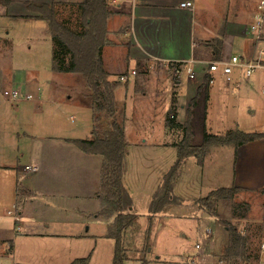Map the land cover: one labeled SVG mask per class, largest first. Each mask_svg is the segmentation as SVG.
<instances>
[{"label":"crops","instance_id":"1","mask_svg":"<svg viewBox=\"0 0 264 264\" xmlns=\"http://www.w3.org/2000/svg\"><path fill=\"white\" fill-rule=\"evenodd\" d=\"M84 1L9 0L5 2L0 0V18L6 16L19 19L31 24L30 28L38 29L39 34H42L33 40V45L26 47L28 52L32 50H35V54L36 51L39 52L35 73H55L62 76L74 74L55 71L54 42L49 35L47 23L38 19V12H32L30 6H54L60 22L74 31H80L82 11L79 5ZM221 1L107 0V10L111 13L107 30L108 24L114 23L113 33L121 34L127 42L124 45L117 44L113 37H108L109 44L102 51L106 72L109 76L116 74L113 60L108 62L112 69L109 71L103 59L105 52L109 49L124 48L126 62L129 64L141 65L144 70H153L157 75L171 74L177 91L171 96L170 117L174 116V123L177 124L178 129H181V125L186 123L191 112L193 146H200L204 132L209 133L205 124L201 133H196L195 122L199 113L207 112L208 103H212L214 98L217 99L218 105H230L229 98H235L243 91L244 96L248 98L246 102V107H249L248 113L252 117L260 113L264 114V104L259 100L264 96V69L257 71L250 78L236 74L231 84H227L222 76L217 75L213 85H209L207 90L203 87V80L206 79L203 69L206 68L207 63L227 60L234 55L249 58L253 57L257 50L264 49V27L258 36L259 39L249 34V26L255 14V0L252 11L248 14V22L245 20L246 16L239 13L230 16L227 15L228 13L225 14ZM186 2L193 3L194 8H182L181 4ZM124 17L129 21L125 28L117 25V19ZM198 21L199 29H197ZM10 33L7 31L5 35H0V42H6ZM217 40H220L221 45ZM190 61L195 62L196 78L193 81L189 80L184 72L178 80L174 76L173 65L183 64L182 66L185 67ZM16 71L10 73L0 71V92L14 88V84L20 82L23 93L33 96L30 101H35L37 96L50 104L59 102L51 79L44 84L38 82L42 80L41 77L34 76L32 81V76H29L27 71L21 79L16 75ZM132 71L136 72L133 76L138 75L137 70ZM127 74L128 71L118 76L120 78ZM129 85L128 78L125 82L124 96L129 94ZM132 89L133 87L130 95ZM252 97L254 102L251 101ZM71 98L68 97V102L65 104L71 103ZM6 101L8 100L0 94V129L3 130L0 132V264H73L81 259H87L86 264H109L111 251L113 264L114 242L111 246L112 239L108 238V233L115 221L113 218L104 219L99 216L102 210L99 194L103 160L97 163L89 162L86 157L95 160L99 155L86 154L79 150L72 143L79 139L69 138L67 135L59 139L46 136V139L34 135L32 132L35 128L32 122H28L31 125H25L21 131L9 133L6 131V118L3 117L10 108ZM235 101L238 103L237 99ZM84 106H88L87 103H84ZM29 109L35 108L32 106ZM58 109L61 110L60 107ZM74 111L81 116L82 113L84 114L83 110ZM88 111L91 113L89 109ZM72 112L68 119L72 122L79 120L75 116L76 113ZM178 116L181 120L176 121ZM117 117L119 120L122 119L119 110ZM123 118L125 121L128 120L126 116ZM85 120L86 134L93 138L95 126L93 114H88ZM182 138L183 133L178 141L163 143V146H171L177 150L176 146ZM22 143H26V151L29 153L26 155L31 161L30 164L20 163L19 154L21 150H25V147L19 145ZM231 148L232 151L226 153L228 155L225 154L228 162L225 164L222 162V155L220 157L216 155L212 159L210 171L215 177L217 176L216 178L222 175L229 178L230 185L226 188H241L243 191L238 195L254 194L262 197V221L258 223L264 226V194L260 192L264 190V139L243 145L238 149ZM214 149L208 153L203 164L194 157V164L199 171L204 169L203 165L207 157L213 155ZM79 151L86 156L82 167L75 163V158L79 160L82 157ZM189 160L190 158H187L183 163L182 172ZM26 167L36 170L26 171ZM216 190L218 189L211 192ZM16 217L19 221H16ZM222 226L223 230L218 228V238L222 239V244L218 241L216 248L211 242L210 252H202L195 256L192 264H205L204 262H211V259L216 258L219 259L218 264H223L222 257L228 245V231L224 225ZM260 250L259 264H264V249Z\"/></svg>","mask_w":264,"mask_h":264},{"label":"rangeland","instance_id":"2","mask_svg":"<svg viewBox=\"0 0 264 264\" xmlns=\"http://www.w3.org/2000/svg\"><path fill=\"white\" fill-rule=\"evenodd\" d=\"M221 2L225 14L228 13L227 15L230 16L239 13L246 16L245 20L248 22V14L252 11L253 0H222ZM128 24L129 21L126 17L117 19V25L121 27L125 28ZM30 25L16 18L6 16L0 18V35H5L7 31L11 32L6 38V42H0V71L10 73L17 70L16 75L21 79L24 72L27 71L32 79L34 76L41 77L42 80L38 82L44 84L51 79L50 82L53 88L55 87L54 93L59 102L56 100V104H50L37 96H35V101H6L8 102L6 104L10 106L7 109L8 113L3 114V117L6 118V131L9 133L21 131L25 125L33 124L35 129L32 133L40 138L47 139L46 136H48L59 139V137L67 135L73 139L92 140L93 138L88 133L86 134L87 122H85L86 116L93 114L90 107L84 106L89 95L88 88L82 78L75 74L62 76L55 73H35L39 52L36 51V54L35 50L28 52L26 47L33 45V40L42 34H39L38 29L30 28ZM113 25L108 24L110 31L108 37H113L117 44L124 45L127 42L126 39L121 34L113 33ZM199 27L200 22L198 21L197 29ZM103 59L106 61L109 71L112 70L108 64L109 60L114 62L115 68L113 69L116 70V74L111 75L110 80L119 85L115 91V103L122 119L125 120L124 116L128 119L123 123L127 145L125 179L123 181L124 187L132 199V213L138 216V222L135 232L127 234L126 247L129 251L125 264H192L195 256L202 252H210L211 242L216 248H218V241L222 244V239L218 238V228L224 229L223 222L236 225L239 232L249 238L250 244L262 248L264 226L258 223L262 221L263 199L261 196L240 194L236 195L232 201H220L215 207L217 217L197 204V201L206 198L211 190L226 188L227 185H230V180L225 175L216 178L217 176L215 177L210 171L214 156L222 155V162L225 164L228 162L226 153L232 151V148L228 146L212 147L211 149L215 148L213 155L207 157L203 165L205 167L200 171L194 164V157H190L183 172L179 171L172 182V196L176 202L167 205L162 212L154 216L151 214V202L161 193L164 176L177 160V150L171 146H163V143L178 141L183 133L181 129L174 126V119L168 123L171 115L169 112L171 96L177 91V88L171 74L157 75L153 70L147 71L141 68V65L126 62V49L124 48L107 50ZM132 70H137L138 75L133 76ZM127 71L128 74L122 76L129 78L130 90L129 94L124 96L125 82H120L118 75ZM231 88L233 87L231 86ZM13 89L21 90L20 82L14 84ZM179 91L180 89H178ZM233 91L235 92V88ZM70 96L72 97L71 103L65 104ZM262 98L264 99V96ZM262 98L259 100L261 104H264ZM235 99L238 100V103ZM251 99L254 102L253 97ZM247 101L248 98L244 96L243 91L235 98H229L230 105H218L217 99L214 98L212 103H208L207 112L203 111L198 114L195 122L196 133H201L204 124L209 134L212 135H225L233 131L263 133L264 114L260 113L252 117L248 113L249 107H246ZM32 106L35 109L28 110ZM59 107L61 110L58 109ZM75 109L83 110L84 114L82 113L81 116L74 111ZM71 112H75V116L79 120L70 121L68 116ZM179 120L181 119L178 116L176 121ZM28 122L32 123L28 124ZM2 131L0 129V132ZM19 145L25 147V150H21L19 154L20 163L30 164L31 161L26 155L29 154L26 151V143ZM79 154L82 157L79 160L75 158V163L82 167L86 156L82 152ZM86 158L89 162L94 161V163L103 160L102 156L95 160ZM205 158L201 162L199 161L200 164L204 163ZM244 204L248 206L247 211ZM237 206L243 207L238 208ZM151 216L154 218L152 217L150 220ZM238 216H244V219ZM259 232L260 234H258ZM113 242V240L110 241L111 246H113ZM196 246H199V249ZM112 255L111 251L109 264H112ZM225 255L222 257L223 264H242L236 258L226 259ZM216 259L204 263L218 264L219 259Z\"/></svg>","mask_w":264,"mask_h":264},{"label":"trees","instance_id":"3","mask_svg":"<svg viewBox=\"0 0 264 264\" xmlns=\"http://www.w3.org/2000/svg\"><path fill=\"white\" fill-rule=\"evenodd\" d=\"M7 1L9 0H5V2ZM30 8L32 12H38V19L47 23L49 35L54 42L55 71L79 75L89 90L87 105L93 110L94 137L90 141L75 140L72 143L86 154L103 157L99 194L102 210L99 216L104 219H114L115 222L110 226L108 233V238L114 241L113 264H125L129 251L126 247L127 234L135 232L138 216L132 213V199L123 184L127 145L123 126L125 120H119L117 117L114 92L118 83L110 80L102 60V51L109 44L107 23L111 13L107 10V0H85L79 5V9L82 11L80 31H74L60 22L54 6L31 5ZM217 41L221 45L220 40ZM203 87L205 90L208 89L207 81ZM173 119L174 116L170 117L168 123H171L170 120ZM191 119L190 112L186 123L181 125L183 138L176 146L177 160L164 176L161 193L151 202L150 212L153 216L162 212L167 205L176 202L172 196V182L187 158L196 157L201 162L212 147L228 146L238 149L243 145L264 139V132L233 131L225 135H212L204 132L202 144L193 146L191 143L193 138ZM174 126L178 127L175 123ZM242 191L238 187L220 188L211 192L206 198L198 200L197 204L217 217L216 204L220 201H232ZM260 192L264 194V190ZM244 208L247 211V204H244ZM153 216L150 217V220ZM238 217L244 219V216ZM223 224L229 235L225 258H236L242 264H259L260 246L256 247L250 244L249 238L241 234L236 225L228 222H223ZM86 263L87 259H81L73 264Z\"/></svg>","mask_w":264,"mask_h":264},{"label":"built area","instance_id":"4","mask_svg":"<svg viewBox=\"0 0 264 264\" xmlns=\"http://www.w3.org/2000/svg\"><path fill=\"white\" fill-rule=\"evenodd\" d=\"M182 8H194L193 3L186 2L181 4ZM264 27V0H255V14L253 15V21L249 26V31L251 34L256 36V39H259V35ZM183 64L173 65L174 76L179 80L181 79L183 73L185 72L189 80H194L196 78V69L195 62L190 61L188 64L182 66ZM203 69L206 79L203 80V83L207 81L209 85H213L216 81L217 75L222 76L227 84L234 82L236 74L240 75L243 78L252 77L257 71L264 69V50L259 49L256 51L253 57H242L238 55L230 56L227 60L215 61L207 63ZM132 75H135L136 72L132 71ZM127 76H121L119 80L121 82L127 81ZM1 96L11 102L19 101H30L33 99L31 95H25L19 89H4L0 92ZM173 118V116H171ZM26 171H35L36 169L26 167ZM16 221H19V218H15ZM199 246H197V249ZM262 249H264V243L262 244Z\"/></svg>","mask_w":264,"mask_h":264}]
</instances>
